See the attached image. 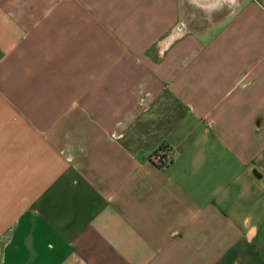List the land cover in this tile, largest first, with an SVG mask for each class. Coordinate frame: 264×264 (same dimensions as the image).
Wrapping results in <instances>:
<instances>
[{
  "label": "crops",
  "instance_id": "1",
  "mask_svg": "<svg viewBox=\"0 0 264 264\" xmlns=\"http://www.w3.org/2000/svg\"><path fill=\"white\" fill-rule=\"evenodd\" d=\"M0 264H264V0H0Z\"/></svg>",
  "mask_w": 264,
  "mask_h": 264
},
{
  "label": "built area",
  "instance_id": "2",
  "mask_svg": "<svg viewBox=\"0 0 264 264\" xmlns=\"http://www.w3.org/2000/svg\"><path fill=\"white\" fill-rule=\"evenodd\" d=\"M150 161L157 167L163 168L170 164L171 157L161 148L151 155Z\"/></svg>",
  "mask_w": 264,
  "mask_h": 264
}]
</instances>
